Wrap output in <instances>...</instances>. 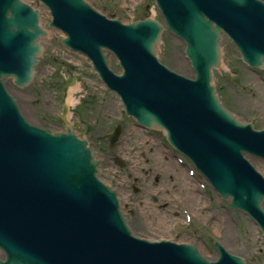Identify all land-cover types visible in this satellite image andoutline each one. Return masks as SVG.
<instances>
[{
	"label": "water",
	"instance_id": "obj_1",
	"mask_svg": "<svg viewBox=\"0 0 264 264\" xmlns=\"http://www.w3.org/2000/svg\"><path fill=\"white\" fill-rule=\"evenodd\" d=\"M40 1L52 12L51 26L68 35L63 43L93 61L94 71L121 96L127 114L147 128L166 130L169 142L264 233V178L243 157L264 159V131H254L224 109L213 85V70L222 66L223 34L234 40L247 64L264 68V3L156 0L166 28L184 39L193 81L159 63L164 28L158 22L123 25L85 0ZM47 36L38 11L21 0H0V248L7 262L245 264L222 248L219 260L211 263L192 247L134 238L115 192L97 177L99 163L88 143L70 128L52 133L27 122L4 81L19 88L32 82L43 54L41 39ZM103 48L120 60L121 77L108 69Z\"/></svg>",
	"mask_w": 264,
	"mask_h": 264
},
{
	"label": "rangeland",
	"instance_id": "obj_2",
	"mask_svg": "<svg viewBox=\"0 0 264 264\" xmlns=\"http://www.w3.org/2000/svg\"><path fill=\"white\" fill-rule=\"evenodd\" d=\"M40 8L41 23L50 32L45 41L46 54L36 68L33 83L24 89H15L8 84L9 91L18 101L31 122L61 129V108L69 103L71 88L66 82L75 78L80 90L73 94L72 123L77 129H87L91 136L111 123L118 112H122L119 99L108 92L98 77L92 73L91 64L79 54L73 53L61 44L64 35L50 29L48 10L35 0H26ZM95 10L106 17L118 19L123 24L154 16L161 20L153 0H85ZM224 68L215 73L217 92L226 107L231 108L240 121L253 122L257 129L264 128V71L247 67L240 54L228 38L223 39ZM109 66L116 73L121 69L110 54ZM159 59L172 71L194 78V73L185 57V45L171 33L163 34ZM261 75V77H260ZM253 166L262 171L264 162L248 158ZM215 237L225 243L227 250L234 255L246 258V264H264V239L254 222L245 214L234 210L229 202L215 196ZM0 257L1 254H0ZM205 257L214 259L213 252Z\"/></svg>",
	"mask_w": 264,
	"mask_h": 264
},
{
	"label": "flooded vegetation",
	"instance_id": "obj_3",
	"mask_svg": "<svg viewBox=\"0 0 264 264\" xmlns=\"http://www.w3.org/2000/svg\"><path fill=\"white\" fill-rule=\"evenodd\" d=\"M62 113L63 109L60 120ZM73 128L90 141L101 162L100 176L116 191L136 237L172 240L202 253L215 249L214 200L199 193L197 176L190 177V165L166 143L163 133L145 130L118 115L93 136L87 129L74 124Z\"/></svg>",
	"mask_w": 264,
	"mask_h": 264
},
{
	"label": "bare ground",
	"instance_id": "obj_4",
	"mask_svg": "<svg viewBox=\"0 0 264 264\" xmlns=\"http://www.w3.org/2000/svg\"><path fill=\"white\" fill-rule=\"evenodd\" d=\"M71 87H73L70 91V98H69V103L70 105L74 106L75 105V100L73 99V94L77 93L80 90V86L77 83H72ZM187 185V183H185ZM193 199V197H191Z\"/></svg>",
	"mask_w": 264,
	"mask_h": 264
}]
</instances>
